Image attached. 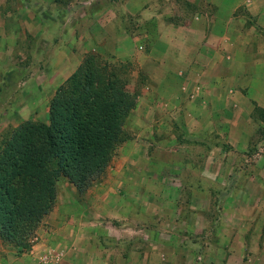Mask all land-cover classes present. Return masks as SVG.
Instances as JSON below:
<instances>
[{"label": "crops", "instance_id": "obj_1", "mask_svg": "<svg viewBox=\"0 0 264 264\" xmlns=\"http://www.w3.org/2000/svg\"><path fill=\"white\" fill-rule=\"evenodd\" d=\"M89 54L127 138L0 264H264V0H0V141Z\"/></svg>", "mask_w": 264, "mask_h": 264}, {"label": "trees", "instance_id": "obj_2", "mask_svg": "<svg viewBox=\"0 0 264 264\" xmlns=\"http://www.w3.org/2000/svg\"><path fill=\"white\" fill-rule=\"evenodd\" d=\"M135 101L113 65L89 54L49 104L47 123L25 121L0 146V238L20 251L52 210L62 176L78 191L108 166L124 141Z\"/></svg>", "mask_w": 264, "mask_h": 264}, {"label": "rangeland", "instance_id": "obj_3", "mask_svg": "<svg viewBox=\"0 0 264 264\" xmlns=\"http://www.w3.org/2000/svg\"><path fill=\"white\" fill-rule=\"evenodd\" d=\"M70 1V0H69ZM62 4H64L63 2H62ZM56 29H54V31H55ZM21 67H22V65H21ZM35 67H36V65H35ZM34 67V68H35ZM31 68H33V67H31ZM118 69V68H117ZM119 71V70H118ZM120 72V71H119ZM120 74L124 77V73H122V71L120 72ZM66 83V82H65ZM64 83V84H65ZM63 84V85H64ZM62 86V85H61ZM132 96V95H131ZM132 98H133V100H134V97L132 96ZM36 115H37V119L34 121V122H42V120H39L40 119V116L43 114V112L41 113V112H36L35 113ZM40 114V116H39V118H38V115ZM129 115H130V113H129ZM128 115V116H129ZM127 116V117H128ZM127 119V118H126ZM126 121V120H125ZM43 123V122H42ZM125 123V122H124ZM124 126V125H123ZM10 131V130H9ZM9 131H7L4 135H3V139L7 136V134H8V132ZM122 131H123V138H124V140H125V138H127V134L126 133H124V130H123V128H122ZM5 132V131H4ZM0 142H2V140L0 141ZM123 142H121V143H119L118 145H117V147L115 148V151L113 152V156H114V154L118 151V150H120L121 148H122V144ZM1 144V143H0ZM118 153V152H117ZM74 189V190H73ZM70 193V196L73 198V199H77V200H79V191H78V189H77V187L76 186H74V184H72L69 180H67L66 178H64V177H60L58 180H57V182H56V192H55V201L56 200H58V199H67L66 197H67V194H69ZM55 203V202H54ZM42 222V221H41ZM41 224V223H40ZM40 224L38 225V227L40 226ZM38 227L31 233V235L28 237V239H27V245L29 246V248H31V246L33 245V241H34V238H35V233H36V230L38 229Z\"/></svg>", "mask_w": 264, "mask_h": 264}]
</instances>
